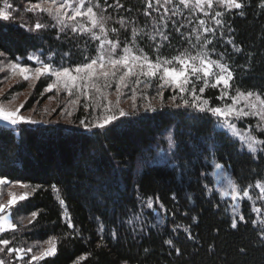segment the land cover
<instances>
[{"label":"trees","instance_id":"trees-1","mask_svg":"<svg viewBox=\"0 0 264 264\" xmlns=\"http://www.w3.org/2000/svg\"><path fill=\"white\" fill-rule=\"evenodd\" d=\"M38 2L8 0L14 7L13 20L0 21V52H4L0 62L31 66L35 61L28 57L40 56L54 67H74L86 62L85 57L97 55L100 40H93L91 33H73L70 28L60 32L47 14L26 10ZM91 2L99 3L94 10L106 18L108 31L102 39L120 47L131 45L137 52L143 49L152 60L157 55L171 58L189 52L184 32L190 31L184 29L187 16L180 15L185 12L180 3L175 14L168 15L158 11L161 0L154 10L148 7L149 0ZM240 2L242 9H221V26L232 42L216 48L234 73L231 94L239 88L264 95L262 0ZM37 21L47 27L29 31ZM195 22L191 27L198 29ZM113 28L117 31L112 32ZM133 29L138 33L135 37ZM93 31L102 35L98 28ZM157 45L163 46L157 50ZM51 80L41 77L35 81L23 110L47 98L45 88ZM24 84L19 82L11 91ZM90 91L94 93L80 99L69 123L34 119L35 124L10 126L0 122V177L30 185L28 199L12 210V218H23L17 231L0 236L11 241L8 246L33 247L50 237L58 238L56 255L40 264H264V234L260 224H252L255 216L250 207L244 203L245 220L238 219L233 229L227 200L213 189L211 176L214 163H219L239 188H254L258 180L264 181V150H259L264 146L249 153L210 113L177 107L182 105L180 94L170 88L163 89L161 104H150L155 111L140 109L143 99L157 94L155 87L144 90L142 85L136 109L120 116L117 107L112 108L117 119L101 129L94 125L107 114L105 102L97 106V94ZM220 92L221 87L208 88L203 96L212 107L230 103L227 98L217 99ZM174 94L176 101L167 103ZM254 133L264 140V132L254 129ZM167 136L177 145L171 151ZM149 198L162 212L163 221L150 212L144 214ZM33 211L38 216L29 224ZM69 217L75 228L68 227ZM0 257L8 258L2 252ZM29 260L27 256L20 264Z\"/></svg>","mask_w":264,"mask_h":264},{"label":"snow or ice","instance_id":"snow-or-ice-1","mask_svg":"<svg viewBox=\"0 0 264 264\" xmlns=\"http://www.w3.org/2000/svg\"><path fill=\"white\" fill-rule=\"evenodd\" d=\"M171 2L172 0H165V3ZM179 3L185 8L191 5L193 9L199 11H203L205 6L208 9H213L214 5H218L225 10H239L243 8L240 0H179ZM99 7V3L92 4L91 0H39L38 3H30L27 6V11L47 14L48 17L55 21L53 27L59 26L60 32H64L66 28H70L73 33H91V38L93 40H100V45L95 57H85L86 62L77 64L74 67H54L51 62L42 61L40 56L28 57L29 60L35 61L36 65H38L34 68L22 65L19 62H9L6 67L10 70L12 76H18L24 81L39 80L41 77L54 78L45 88V92L53 89L59 91L63 88L71 96L73 89H75L77 93L87 98L90 90H94L97 94L95 97L97 106H100L99 102L101 100L106 102L103 104L105 112H111V102L107 100V95L104 91L111 86L109 83L110 79L115 81L117 103H119L122 89L129 87L130 84L132 85V95L130 98L134 102L133 108L136 107V93L141 85L144 90L155 87L157 89V96L160 97L163 95V89L170 87L174 90V93L179 92L180 94L179 99L182 101V105H176L177 107H191L198 112H207L217 117L220 126L230 132L233 137L238 138L241 142V147L246 148L249 153L257 152L258 145L264 146V140L258 139L247 130L240 131L237 125L232 122L233 117L239 120L248 116H256L259 117L257 130L264 132V95L253 90L244 91L239 88H236L234 94H231L230 90L232 89L234 73L230 65L222 63L220 59H211L208 51H199L195 55L185 51L171 58L157 55L156 59L152 60L144 53L143 49L136 52L133 48L125 45L122 50L123 54L116 56L115 52L119 47L118 43L108 41L106 38L102 39V36L106 37L108 29L106 28V18L94 10ZM148 7L151 8L152 4L149 3ZM260 7L264 8V0H262ZM13 11L12 4L8 3V0H4V6L0 7V21H12ZM147 14L146 12L145 15ZM207 14L205 12V15ZM222 16L223 13L219 11L215 12V15L212 16L216 25L223 24L222 19L219 18ZM78 18L86 19L90 27L85 26ZM119 22L123 27L124 21L121 20ZM199 24L204 29V32L213 31V29L205 27L204 20H200ZM45 27H47L46 24L37 21L34 28H29V31L40 30ZM97 28L102 35H96L93 31V29ZM176 30L179 31V29ZM111 31L116 32L117 29L113 28ZM136 35L138 33L136 29H133V36L135 37ZM161 35L164 40H168V36ZM149 39H152V37H149ZM196 39L199 42L201 36L197 35ZM231 42L229 41V43ZM106 43L110 46L108 49L104 47ZM211 43L212 41L205 38L204 44H201L200 47L204 48L205 45ZM162 46L157 45V50ZM235 50L240 51L239 48ZM68 55L70 54H64V56ZM2 56H4V52H0V57ZM0 71H4V68L0 67ZM100 79L104 80L103 85L99 83ZM218 87H221V92L217 99L224 100L227 98L231 100V103H224L222 106L212 107L210 100L204 98L203 94L208 88L216 89ZM0 95H3V93L0 92ZM144 98L147 99L148 97ZM171 99L175 102L177 96L174 94ZM77 102L78 98L70 101L72 104H76ZM23 107V103L15 108H10L0 103V122L11 126L37 123V121L32 120L30 117L20 114ZM145 110L155 111L150 104L146 106ZM68 114L70 115L71 113ZM119 115L125 116L126 113L121 109ZM116 119L117 117L114 113L111 115H101L98 117V122L94 126L103 129ZM80 123L83 125L85 121L81 120ZM167 139L169 151L177 147L172 136H169ZM259 150H264V148ZM214 169L217 170L218 178L223 176L226 181V186L222 187L220 192L221 197L231 195L233 201H235L240 193L239 186L223 170L221 164L215 163ZM4 186H11L12 188L19 187L25 189V191L21 193L9 191L7 193L9 198L6 203L0 202V233L8 230H16L17 224L12 220L11 213L14 207L19 206L21 202L28 199L29 193L26 189L30 187V185L24 184L21 181H11L6 177H0V187ZM255 187L260 189V196L258 198L264 200V181L258 180ZM242 198L251 199L247 189L243 190ZM60 203L61 205L65 204L63 199L60 200ZM147 206L149 208L152 207L151 198H149ZM230 207L235 214L240 205L234 203ZM253 211L259 213L261 209L254 207ZM37 216L38 213L36 211L31 212L28 223L31 224ZM68 219V227L75 228V225L71 223L70 217ZM240 220H245L242 214L240 215ZM252 224L255 226L257 221L253 220ZM259 224L262 229V234H264V219H261ZM237 226L236 220H233L231 227L235 229ZM10 243L11 241L8 239L0 238V245L4 246L0 247V252L33 253L27 264H40L47 257L56 255L59 241L56 237H50L43 242L47 247L37 245L27 249L8 247ZM166 243L171 244L172 241H166ZM35 247H39L38 252L35 251ZM177 251L179 250L177 249ZM241 251L244 250L241 249ZM83 259V256L79 258V260ZM0 264H5V261L0 260ZM76 264H79V261Z\"/></svg>","mask_w":264,"mask_h":264},{"label":"rangeland","instance_id":"rangeland-1","mask_svg":"<svg viewBox=\"0 0 264 264\" xmlns=\"http://www.w3.org/2000/svg\"><path fill=\"white\" fill-rule=\"evenodd\" d=\"M149 1H150L149 3L152 4V9L154 10L155 5H157L159 3V0H149ZM161 3L162 4H160L158 6V11H161L164 14L171 15L174 11L179 9V6H178L179 0H172L171 3H165V0H161ZM182 7L185 10V12L184 13L181 12L180 15L184 14L183 19L185 18V16H187V20H186L187 22L185 21L187 24V27L185 26L184 29H185V31H188V30L190 31V32H187V34H186V32H184V37H186V41H187L186 44L189 45V47L187 48L188 51L193 55H195L199 51H208L211 59H214V60L220 59L222 62L221 53L219 54L217 50L220 49L222 47V45H224V43L229 42V39L227 37V33L224 31V29H222V26L215 24V21L212 19V16L215 15V12H217V11L222 12L221 9H223V10H225V9L218 6V5H214L213 9H208L207 6H205V9L203 11L195 10L191 7V5L188 8H185L183 5H182ZM97 10H96V12H97ZM205 12H207L208 14L205 15ZM78 19L80 21H83L82 18H78ZM200 20H204L205 21V27L211 28V29H213V31L212 32H204V29L199 24ZM194 21H196L195 25L198 26V29L195 27H191L192 24L194 23ZM181 31L182 30H180L179 32L181 33ZM81 34L83 35L84 33H81ZM197 35L201 36V40L199 42L196 39ZM205 38L207 40L212 41V43L205 45L204 48H201L200 45L204 44ZM88 39H89V37H88ZM191 40H193L192 44H190ZM104 47H105V49H108L110 46L106 43ZM124 47L119 46L116 49L115 55L116 56L122 55L123 54L122 50ZM128 47H131V45ZM131 48H133L134 51H136V52L138 51L135 49V47H131ZM212 48H214L217 52H214L212 50ZM218 55H220V56L218 57ZM8 63L9 62H6V61L0 62V67L4 68V71H0V92L3 93V95H0V103H3L5 106L10 107V108H15V107L19 106L21 103H23L24 107H25L26 103L28 102V100L32 96L33 87H34L36 80L24 81L18 76H15V77L12 76L10 70L6 67V65ZM36 66H38V65H36V63H34L33 65H31L29 67L34 68ZM53 79L54 78H52V80ZM52 80H51V82H52ZM22 81L25 82V84H24L25 86L23 88L19 87L17 91L12 92L11 91L12 88H14V86H16L17 84H19V82H22ZM99 83L101 85H103L104 80L100 79ZM109 83L111 84V86L108 87L107 89H105L104 91L107 95V100L111 102V110H112V108H116V107H117L119 112L121 109L123 111L135 110L136 107L133 108L134 102L130 98L132 95V89H131V91H129V89L132 88V85L130 84L129 87H125L122 89V94L120 95L119 103H117V92H116V87H115V81L110 79ZM168 88H170V87H168ZM170 89H172V88H170ZM51 93H54V94H51ZM90 93L92 94L94 92L90 91ZM44 94H46L48 96L45 100H43V102L35 103V104H33V106L30 109H27V110H23L24 108H22L20 114H22L26 117H30L32 120H34V119H39L40 121L54 120V121H60L62 123H69L70 117H71L73 111L75 110L77 105L80 103L79 102L80 99H82V100L84 98L86 99L85 96L77 93L75 91V89H73V93L71 96L69 95L68 91L63 89V88H61L59 91H57V89H53L49 92H45ZM156 95L157 94H153L152 96L148 95L149 96L148 100L143 99L140 102V106H139L140 109L146 108V106H148L149 104H151L153 107L161 104L160 96L158 97ZM138 97H141V96L139 93L138 94L136 93L135 105L137 104L136 101L138 100ZM13 98H15V99H13ZM77 98H78V102L76 104L70 103L71 100H75ZM10 101H11V103H9ZM167 103H172V99H170ZM230 103H231V100H230ZM68 113H71V114L69 115ZM111 114H112V112H107V114H105V115H111ZM216 119H217V117H216ZM248 121H252V122H250L252 124H249ZM232 122L237 125V127L240 131L243 132V131L247 130V131L251 132V134L255 135L254 129L257 130V124L259 123V117L248 116V117H244V118L239 119V120H237L233 117ZM254 123H255V125H253ZM240 124H245V126H239ZM217 125L219 127H221L219 122H218V119H217ZM254 126H255V128H254ZM221 128L224 129L223 127H221ZM167 137H169V136H167ZM257 147H259V145ZM223 170L234 181L230 172L228 170H226L224 167H223ZM211 176L213 179L212 187L220 195L222 187L226 186V181L224 180L223 176H220L218 178L217 170L214 169V165H213V168L211 171ZM239 189H240V193L237 196V199L235 201H233L231 195L224 196V197H221V195H220L221 198L227 200L228 209H229L228 212H229L230 216H232V218L236 221L238 219H240V215L242 214V208L244 206V203L246 202L248 204V206L250 207L251 211L253 212V214L255 216V220L257 221V224H259V221L261 219H264V200L258 198L260 196V189L255 187V186H254V188H251V187L246 188L249 191L251 199L242 198V193H243L244 189H241V188H239ZM9 191L21 193V192L25 191V189H21L19 187L12 188L11 186L0 187V202L6 203V201L9 198L7 195V193ZM234 203L240 205V207L237 209V212L235 214L232 212V209L230 207ZM147 205H148V203L146 204L144 214L147 212H150L151 215L156 220L163 221L162 212L159 211L156 207H154L153 204H152L151 208H149ZM254 207L260 208L261 211L259 213L254 212L253 211ZM11 218H12V213H11ZM20 218H22V217H20ZM20 218H18L16 220L14 218H12V220L17 224L16 231L19 227V223L22 222V219H20ZM8 231H10V230H8ZM5 233L6 232L0 233V236H3ZM5 239H7V238H5ZM38 244L40 245V247H47V245L44 244L43 242H38ZM0 247H4V246L0 245ZM8 247H11V246H8ZM12 247L18 248V249L19 248H23V249L29 248L27 246L19 247L16 245L12 246ZM38 251H39V249H38ZM2 253H4L8 257L7 259H2L0 257V260L5 261V264H20V260L25 259V257H27V256H28V258H30L31 255L33 254V253H27V254H24V253H8L7 251H4Z\"/></svg>","mask_w":264,"mask_h":264}]
</instances>
